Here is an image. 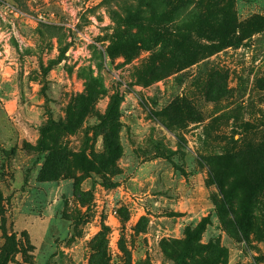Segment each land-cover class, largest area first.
<instances>
[{
    "label": "rangeland",
    "instance_id": "1",
    "mask_svg": "<svg viewBox=\"0 0 264 264\" xmlns=\"http://www.w3.org/2000/svg\"><path fill=\"white\" fill-rule=\"evenodd\" d=\"M137 1L0 0V263L264 264V0Z\"/></svg>",
    "mask_w": 264,
    "mask_h": 264
},
{
    "label": "trees",
    "instance_id": "2",
    "mask_svg": "<svg viewBox=\"0 0 264 264\" xmlns=\"http://www.w3.org/2000/svg\"><path fill=\"white\" fill-rule=\"evenodd\" d=\"M153 1L154 0H138L134 6L128 5L126 9V22L128 24L137 23L139 21V17L141 13L145 9L147 10L152 8ZM177 1L182 3L188 0H177ZM163 31L164 33L169 34L168 26H166V28ZM157 33L160 34H156L154 37H152V39L149 40H141V43L161 40L164 34L160 31H158ZM73 112L74 115H72V117H70V119L67 120V122L64 125L55 124V126L58 129H62V128H64L65 130L74 129L77 123V118L79 116L78 106H73ZM116 118H117V112L112 108V106H108L106 114L104 115L103 118H101L102 133L104 137V152L99 157H97L95 161L94 158L88 160L85 154L73 155L70 152H68L66 147L62 146L61 144H57L56 140H51L50 142H52V146H51V154L47 158L48 164L53 166H62L65 165L67 160H69V158L71 157L76 163V165L82 167L84 172L87 173H92L91 170L94 168L95 165L100 171L102 170L106 171L108 167H113L116 160H118L121 155V148L117 135ZM40 145L43 146V142H41ZM258 149H261V147ZM38 181L39 182L51 181V178L45 175V167L40 172ZM103 183L105 187L108 188H112L116 186V184H108L105 182ZM259 185L260 184H258V186ZM242 211L245 217L248 213V210L245 207H243ZM180 261H184V254H182L179 257V259L177 260V264H181L182 262ZM5 262L6 260L2 261L0 264H5Z\"/></svg>",
    "mask_w": 264,
    "mask_h": 264
}]
</instances>
